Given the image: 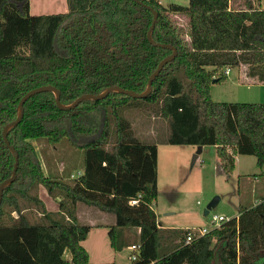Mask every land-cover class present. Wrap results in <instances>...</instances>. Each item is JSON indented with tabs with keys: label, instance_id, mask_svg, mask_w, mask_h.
I'll list each match as a JSON object with an SVG mask.
<instances>
[{
	"label": "trees",
	"instance_id": "16d2710c",
	"mask_svg": "<svg viewBox=\"0 0 264 264\" xmlns=\"http://www.w3.org/2000/svg\"><path fill=\"white\" fill-rule=\"evenodd\" d=\"M141 1L158 12L151 37L175 47L177 55L142 98L111 91L101 100L60 109L54 93L43 91L23 103L20 122L7 133L18 165L0 200V264H88L81 242L90 226L77 222L78 202L113 214L108 237L114 249L123 245L124 229H139L138 258L126 264H264V196L188 243L187 229L158 226L157 146L140 142L121 113L124 107L149 106L167 121L166 143L214 146L227 178L237 154L255 156L262 167L264 102H217L210 85L225 78L226 67L243 68L264 84V8L255 0H188L172 8L187 16L179 26L157 0ZM66 3L64 12L30 15L29 0H0V183L11 176L14 163L2 130L16 118L27 91L54 86L63 105L109 86L141 93L172 52L147 40L153 15L145 5ZM64 137L83 151V172L71 182L46 176L30 142ZM39 185L58 199L57 214L46 210ZM24 203L38 207L37 221L28 219Z\"/></svg>",
	"mask_w": 264,
	"mask_h": 264
},
{
	"label": "rangeland",
	"instance_id": "374dc122",
	"mask_svg": "<svg viewBox=\"0 0 264 264\" xmlns=\"http://www.w3.org/2000/svg\"><path fill=\"white\" fill-rule=\"evenodd\" d=\"M167 8L171 21L185 26L187 16L182 11L172 10L173 6H186L188 0H157ZM67 10L66 0H30L29 14H47ZM241 71L231 69L228 76L210 85V96L217 102H264V87L250 86L242 83ZM264 86V85H263ZM122 115L132 125L137 139L142 143H155L158 149V195L154 202V210L162 225L182 226L184 229L192 225L212 227V215H223L227 219L235 217L238 212L251 206L264 196V165L258 167L253 155L237 154V161L227 180L226 175L217 163L216 152L204 146L193 165L191 159L196 147L191 145H173L166 143L168 124L163 118L154 115L152 109L143 104L140 107H124ZM113 138V131L109 140ZM36 149L45 175L71 182L83 168V151L73 147L66 137L52 143L46 138L30 139ZM219 159V158H218ZM73 177V178H72ZM37 193L43 199L47 191L41 187ZM215 196L219 200L208 214L203 210ZM24 213L28 219H39L38 207L24 203ZM169 214V215H168ZM112 216V215H111ZM79 224L94 223L92 218L81 216ZM187 228H186V227ZM188 230V229H187ZM93 227L81 245L88 253V264H126L130 261L131 245L139 242L136 228L124 231L123 245L114 249L108 235ZM186 236V234H185ZM68 256L69 252H67ZM67 257V256H66Z\"/></svg>",
	"mask_w": 264,
	"mask_h": 264
},
{
	"label": "water",
	"instance_id": "95a60500",
	"mask_svg": "<svg viewBox=\"0 0 264 264\" xmlns=\"http://www.w3.org/2000/svg\"><path fill=\"white\" fill-rule=\"evenodd\" d=\"M133 1H135L138 4L145 5L152 12V15H153L152 22H151V24H150V26H149V28L147 30V34H146L147 40L149 41V43H151L154 46L169 48V49L172 50V52L159 61V63L157 64L155 70L148 77L146 89L143 92H141V93H137V92H135L133 90H129V89H123V88L118 87V86H109L105 90L100 92L99 94H90V93L82 94L79 97H77L71 104L63 105L60 102L59 90L56 87H54V86L42 85V86H38L36 88L30 89L29 91H27L19 100L18 113H17L16 118L13 121L7 123L3 127V130H2V137H3L4 143L8 147L10 152L12 153L13 158H14V163H13V169H12L11 176L9 178L3 180L0 183V200H1V196H2V193H3L4 187L6 185L10 184L14 180V178L16 176L17 165H18V154H17L16 150L14 149V147L10 144V142L8 140L7 133H8V130L10 128H12L14 125H16L17 123L20 122V120H21V118L23 116V103L29 97H31V96H33V95H35L37 93L43 92V91H52L54 93V96H55V103H56L57 107L60 108V109H68V108L74 107V106L78 105L82 100H85V99L101 100L104 97H106L107 94L109 92H111V91H115V92H118V93H123V94L129 95V96L134 97V98H142V97H145L146 95H148L150 93V91H151V82L156 77V75L159 73V71L162 69V67L167 62L171 61L177 55V51H176L175 47H173L170 44L156 42L151 37V32H152V30H153V28L155 26L156 21H157L158 12L155 9H153L152 7H150V6L146 5L145 3H143L141 0H133ZM201 147H202L201 145H198L196 147V151L194 152V154L192 156V159H191V165H193V163L195 162L198 154L201 152ZM210 148H212V146H210ZM218 200H219L218 196L213 197L208 202L206 207L204 208L203 214L204 215L208 214L210 209L217 204Z\"/></svg>",
	"mask_w": 264,
	"mask_h": 264
},
{
	"label": "crops",
	"instance_id": "0c3cea01",
	"mask_svg": "<svg viewBox=\"0 0 264 264\" xmlns=\"http://www.w3.org/2000/svg\"><path fill=\"white\" fill-rule=\"evenodd\" d=\"M254 4L259 7V8H264V0H255ZM29 6H30V0H29ZM238 70L241 71V78L243 79L242 83L246 84L248 87L250 86H259L260 84L258 83H255L254 79L252 78H249L246 76L245 74V71H243V68H238ZM231 71V70H230ZM230 73V72H229ZM229 75V74H228ZM226 75V76H228ZM264 85V84H263ZM263 85H260V87H264ZM184 146H187V145H184ZM189 146V145H188ZM191 147H195V145H191ZM210 147V146H209ZM204 146L201 147V151L203 150ZM210 151L214 152L215 151V147L212 146V148H210ZM199 157V154L196 158V160L198 159ZM158 161H159V155H158V149H157V187H158V182H159V173H158ZM216 161L217 163L219 164V159L218 157L216 158ZM237 161V156H235V162ZM220 165V164H219ZM264 165V164H263ZM220 167V166H219ZM221 169V168H220ZM43 170V168H42ZM44 172V171H43ZM83 172V168L81 169V171H78V174H81ZM45 174V173H44ZM47 176V175H46ZM73 178V177H72ZM231 177V175H229V177L227 178V180H229ZM41 185H39L38 187V190L39 193H40V189H41ZM44 188V187H43ZM38 197L42 200V202L44 203V206L46 208L47 211L49 212H52L54 214H57L59 212V206H58V199L57 198H52L48 193H47V197L46 198H42L40 197V195L38 194ZM259 201V200H258ZM256 201V202H258ZM255 202V203H256ZM253 203V204H255ZM252 204V205H253ZM76 208V216H77V220H79V218L81 216H85L87 218H92L93 222L94 223H90L88 224L90 226V230L93 229V227H96L97 229H100L102 231H105L103 233H105V235H108V230H109V227L112 226L114 224V216L113 214H110V213H107V212H104V211H101L99 209H97L96 207L94 206H89V205H86L84 203H81V202H78L75 206ZM154 209V207H153ZM155 211V210H154ZM37 215L39 216L40 213L39 212H36ZM156 213V212H155ZM239 214V212H238ZM238 214L236 216H238ZM112 215V216H111ZM157 215V213H156ZM169 215V214H168ZM67 219V218H66ZM157 223H158V226L161 227V228H174V229H177V228H181V229H184L182 226H176V225H162L160 220H159V217H157ZM186 227V226H185ZM198 227H203V226H200V225H192L191 228H198ZM187 228V227H186ZM190 228V227H188ZM89 230V231H90ZM126 229H124L125 231ZM123 231V235L125 234ZM136 231L137 233L139 234V229L136 228ZM132 244H139V242H134ZM131 254V253H130ZM67 256V257H66ZM65 257L66 258H69L70 256H68L67 252L65 253Z\"/></svg>",
	"mask_w": 264,
	"mask_h": 264
},
{
	"label": "built area",
	"instance_id": "2783aa9c",
	"mask_svg": "<svg viewBox=\"0 0 264 264\" xmlns=\"http://www.w3.org/2000/svg\"><path fill=\"white\" fill-rule=\"evenodd\" d=\"M230 70L231 69L229 67H226V68L222 69L221 73L226 76L229 74ZM226 220H227V218L223 215L213 214L212 215V227H218L222 222H224ZM212 227L207 228V227L203 226V227H198V228H191V227L187 228L188 231L186 233L184 242L188 243L194 237L207 233L209 231V229ZM138 255H139V244H132L131 245L130 260L131 261L136 260L138 258Z\"/></svg>",
	"mask_w": 264,
	"mask_h": 264
}]
</instances>
